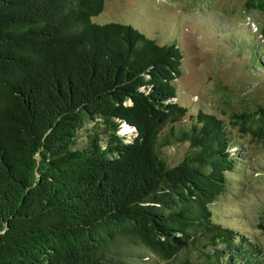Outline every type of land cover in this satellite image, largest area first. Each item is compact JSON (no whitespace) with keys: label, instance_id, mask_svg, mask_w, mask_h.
Here are the masks:
<instances>
[{"label":"trees","instance_id":"16d2710c","mask_svg":"<svg viewBox=\"0 0 264 264\" xmlns=\"http://www.w3.org/2000/svg\"><path fill=\"white\" fill-rule=\"evenodd\" d=\"M105 2L0 0V264H145L144 251L264 264L261 245L211 208L242 144L204 110L175 126L187 114L180 45L93 21ZM244 7L264 12V0ZM258 33L264 56V23ZM231 119L264 140V104Z\"/></svg>","mask_w":264,"mask_h":264},{"label":"rangeland","instance_id":"374dc122","mask_svg":"<svg viewBox=\"0 0 264 264\" xmlns=\"http://www.w3.org/2000/svg\"><path fill=\"white\" fill-rule=\"evenodd\" d=\"M245 1L106 0L93 21L130 24L161 44L180 45L182 73L175 85L187 114L175 126H190L198 110L225 119L232 138L243 146L233 148L242 162L227 172L225 194L211 204L213 215L220 224L253 237L264 250V233L257 227L264 213V140L253 139L231 119L235 112L264 104V71L252 68L258 67L255 57L264 65V56L255 51L262 46L258 25L264 23V12L246 10ZM188 146L181 142L164 151L176 161ZM143 256L145 264H167L149 252ZM173 261L201 264L202 259L195 251H182Z\"/></svg>","mask_w":264,"mask_h":264}]
</instances>
